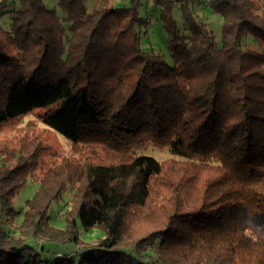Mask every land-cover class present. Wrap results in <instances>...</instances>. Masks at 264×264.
I'll return each mask as SVG.
<instances>
[{
  "label": "trees",
  "instance_id": "1",
  "mask_svg": "<svg viewBox=\"0 0 264 264\" xmlns=\"http://www.w3.org/2000/svg\"><path fill=\"white\" fill-rule=\"evenodd\" d=\"M48 1L14 2L8 33L20 48L0 41V125L40 110L74 143L119 158L66 163L55 184L45 173L16 210L33 162L0 141V264H264V0H208L220 41L195 14L200 1L148 0L170 61L142 48L150 20L139 0H99L93 11L86 0ZM147 144L175 156L167 165L136 154ZM159 188L160 209L146 211ZM67 190L66 225L56 228L48 208ZM134 219L157 228L128 241ZM93 228L103 236L88 244Z\"/></svg>",
  "mask_w": 264,
  "mask_h": 264
},
{
  "label": "rangeland",
  "instance_id": "2",
  "mask_svg": "<svg viewBox=\"0 0 264 264\" xmlns=\"http://www.w3.org/2000/svg\"><path fill=\"white\" fill-rule=\"evenodd\" d=\"M15 1L17 0H6L5 5L0 4V25L6 31H0V41L4 49L11 53H17L20 48L15 44L13 37L8 33L12 23V10L16 8ZM198 1L201 3L193 2L195 14L206 21L207 26L213 31L216 39L220 41L222 34L221 16L210 8L207 4L208 0H206V2L205 0ZM48 3L54 5L56 2L55 0H49ZM98 3L99 0H86L87 10L93 11ZM130 3H132L131 0H128L124 4L130 5ZM119 5H122V2H119ZM138 11L141 16L148 17L150 20V22L142 28L140 35L142 48L145 50L154 49L163 54L164 57L170 61V54L168 53L165 42L167 32L164 28V22L161 18L160 10L158 8L151 10L148 0H139ZM173 16L177 26L183 28L184 22L181 13L176 10L174 11ZM253 47L257 48L258 46L253 44ZM0 141L5 142L6 147L12 152H18L20 150L22 152V158H24L28 164H30L29 162H33L32 175L14 198V208L16 210L21 209L26 199L34 196L40 187V179L45 173L52 177H56L52 182L55 184L61 172V168L65 167L66 163L72 161H89L99 164H109L119 158L117 153L111 150H106L99 144L74 143L71 139L44 124L40 110H34L17 120L0 125ZM136 154L164 160L167 165L169 163L168 160L175 156L170 146L158 147L153 144H147L136 149ZM13 159H17V157L13 156L12 160ZM166 192L165 188L157 189V192L155 193L156 196H153L156 201L153 199L152 203L154 204L149 203L150 205L147 206L146 211L154 213L153 210H159L160 208L155 204H162ZM70 193L69 190L64 192L62 197L53 201L48 208L49 222L56 228H63L66 225V218L65 215H63V211L64 203L71 199ZM197 198L198 191L197 194L195 192L190 194L191 200L194 201L197 200ZM141 220L142 219H134L133 222H129L128 233H125L126 240L130 241L136 237H141L154 228H157V223L154 221H152L154 223L152 224L150 219ZM83 233L82 239L85 242H88V244L96 242L97 238L103 236V233L97 228H93L90 231ZM131 243L132 242H125L123 245L130 246ZM30 244L37 250H40L39 248H41V244L39 245L35 239H31ZM141 252L144 253L143 248H141ZM41 255L47 258L54 257V254H51L50 252H42Z\"/></svg>",
  "mask_w": 264,
  "mask_h": 264
}]
</instances>
